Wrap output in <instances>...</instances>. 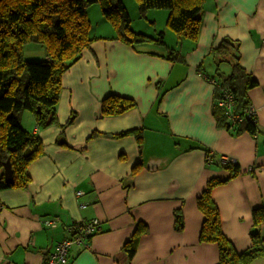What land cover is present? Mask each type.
I'll use <instances>...</instances> for the list:
<instances>
[{
	"label": "crops",
	"instance_id": "0c3cea01",
	"mask_svg": "<svg viewBox=\"0 0 264 264\" xmlns=\"http://www.w3.org/2000/svg\"><path fill=\"white\" fill-rule=\"evenodd\" d=\"M166 16L165 9H150L146 21L130 23L153 38L162 31L163 44L130 45L102 21L104 31L93 32L62 74L57 123L43 127L27 113L24 129L42 147L27 167V186L0 189V264H42L69 237L68 226L92 219L98 231L87 246L70 247L66 264H217V245L199 240L196 199L208 179L228 176L219 164L225 156L239 173L211 191L222 231L241 253L257 230L263 252L248 264H264V221L253 220V210L264 208V0H204L195 41L179 40ZM223 38L238 43L240 65L256 82L247 92L256 111L253 133L217 125L214 85L199 72H213L211 50ZM110 93L134 107L102 114ZM136 223L145 230L130 256L124 244Z\"/></svg>",
	"mask_w": 264,
	"mask_h": 264
},
{
	"label": "trees",
	"instance_id": "16d2710c",
	"mask_svg": "<svg viewBox=\"0 0 264 264\" xmlns=\"http://www.w3.org/2000/svg\"><path fill=\"white\" fill-rule=\"evenodd\" d=\"M95 2L100 4L104 18L112 24L115 32L113 38L130 45L149 40L164 43L162 31L153 38L131 28V18L122 0H0V189L27 186V167L38 157L42 145L35 134L22 127L17 113L21 110L32 112L36 123L43 127L57 123L55 105L62 74L96 38L89 36L90 21L87 18V8ZM137 2L140 16L145 17L150 9H165L166 25L179 40L197 39L204 0ZM28 43L43 46L45 58L26 59L23 47ZM211 51L213 72L208 73L202 67H199V72L214 83L212 113L217 125L235 134L242 131L255 132L256 125L245 116V111L250 104L247 92L256 82L240 65L238 43L230 38H223ZM223 63L229 66L228 73L220 69L219 66ZM225 91L233 98L229 112L219 103L225 99ZM134 105L132 99L110 93L103 98L101 110L102 114L118 115ZM227 114L236 118L228 120ZM133 132L139 141L140 133L137 130ZM128 133L126 131L121 134ZM206 152L209 153L207 150ZM6 160H9L13 172L12 183L6 182L3 176V164ZM219 164L227 170L228 176L208 179L196 199L197 207L203 214L199 240L217 245V264H248L263 252L262 240L254 229L251 232V247L237 253L224 235L211 191L215 186L236 176L239 166L236 161H221ZM253 220L256 224L264 221L263 207L253 210ZM182 222V216L175 213L176 230L182 229ZM143 226L136 223L133 235L124 244L130 256L135 250L138 236L145 230Z\"/></svg>",
	"mask_w": 264,
	"mask_h": 264
},
{
	"label": "built area",
	"instance_id": "2783aa9c",
	"mask_svg": "<svg viewBox=\"0 0 264 264\" xmlns=\"http://www.w3.org/2000/svg\"><path fill=\"white\" fill-rule=\"evenodd\" d=\"M214 85L212 81H209ZM233 98L232 95L225 91V99L219 103L224 105L227 112L231 110ZM245 116L248 117L253 123H256V111L253 105L249 104ZM228 120H234L236 117L232 114H227ZM206 159L210 161V156ZM222 161H234L232 158L225 156ZM76 194H81V191H77ZM44 224L47 226H53L54 222L49 219H45ZM70 232L69 237L57 242L54 249L50 251L45 257L42 264H66L68 262V251L70 247L75 245L87 246L88 238L93 235L99 229V223L97 219L90 221L76 222L67 227Z\"/></svg>",
	"mask_w": 264,
	"mask_h": 264
},
{
	"label": "rangeland",
	"instance_id": "374dc122",
	"mask_svg": "<svg viewBox=\"0 0 264 264\" xmlns=\"http://www.w3.org/2000/svg\"><path fill=\"white\" fill-rule=\"evenodd\" d=\"M128 13L131 18V24L133 26H138L137 23L140 21L138 20L141 19V21H146L144 17L140 16L138 13V2L137 0H122ZM137 6V9H134V7ZM87 18L90 21V27H89V36L93 37L94 31L97 30V32H103L104 26H102V21H105V23L109 24L112 26L111 22L109 20L105 19L103 20L104 16L102 14L101 6L98 2L92 3L91 5L88 6L87 8ZM99 23V24H98ZM27 45V46H26ZM23 47V55L26 59L28 60H43L45 58V50L43 46H41L38 43H28ZM227 65L225 63L222 64ZM228 66V65H227ZM224 71V70H223ZM28 110H21L17 113V116L19 117L20 123L23 128H25L24 124L27 121V113ZM30 113V112H29ZM28 124V123H27Z\"/></svg>",
	"mask_w": 264,
	"mask_h": 264
},
{
	"label": "water",
	"instance_id": "95a60500",
	"mask_svg": "<svg viewBox=\"0 0 264 264\" xmlns=\"http://www.w3.org/2000/svg\"><path fill=\"white\" fill-rule=\"evenodd\" d=\"M3 176L6 182L12 183L13 172L9 160H6V162L3 164Z\"/></svg>",
	"mask_w": 264,
	"mask_h": 264
}]
</instances>
